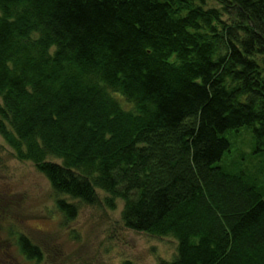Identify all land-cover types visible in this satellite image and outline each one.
<instances>
[{
	"label": "trees",
	"instance_id": "obj_1",
	"mask_svg": "<svg viewBox=\"0 0 264 264\" xmlns=\"http://www.w3.org/2000/svg\"><path fill=\"white\" fill-rule=\"evenodd\" d=\"M208 1L0 0V138L64 226V198L100 191L125 230L176 241L161 264H264V181L222 163L243 128L264 153V0Z\"/></svg>",
	"mask_w": 264,
	"mask_h": 264
},
{
	"label": "rangeland",
	"instance_id": "obj_2",
	"mask_svg": "<svg viewBox=\"0 0 264 264\" xmlns=\"http://www.w3.org/2000/svg\"><path fill=\"white\" fill-rule=\"evenodd\" d=\"M207 5L219 7L213 0ZM114 97L125 110L130 108L123 99ZM224 137L230 144L222 161L229 166L226 171H245L264 181V153L258 152L251 129L228 132ZM47 161L60 162L53 158ZM97 195V206L64 198L78 208L76 219L64 226L49 183L31 163L19 161L0 138V240L6 253L0 256V264H161L176 258V241L125 230L122 203L109 210L104 205L107 196L100 191ZM9 231L38 246L43 254L41 262L25 260Z\"/></svg>",
	"mask_w": 264,
	"mask_h": 264
}]
</instances>
